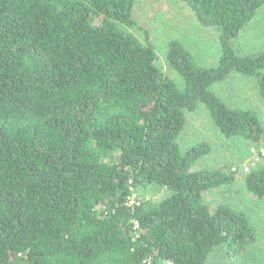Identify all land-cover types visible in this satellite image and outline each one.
I'll use <instances>...</instances> for the list:
<instances>
[{"label":"trees","instance_id":"1","mask_svg":"<svg viewBox=\"0 0 264 264\" xmlns=\"http://www.w3.org/2000/svg\"><path fill=\"white\" fill-rule=\"evenodd\" d=\"M175 1L214 33V64L176 39L159 59L135 0H0V264H205L255 243L247 213L207 200L239 167L197 168L210 144L181 142L202 105L264 150L259 112L215 90L245 77L264 100V52L234 47L264 0ZM256 159L242 182L264 201Z\"/></svg>","mask_w":264,"mask_h":264},{"label":"rangeland","instance_id":"2","mask_svg":"<svg viewBox=\"0 0 264 264\" xmlns=\"http://www.w3.org/2000/svg\"><path fill=\"white\" fill-rule=\"evenodd\" d=\"M134 19L147 30L159 59L169 40H179L201 64H214L219 54V44L214 33L199 28L189 10L175 0H135ZM142 33L136 36L140 38ZM240 55L264 52V5L254 20L234 44ZM168 74V68L164 66ZM228 105L254 109L264 123V100L245 77L232 76L215 89ZM200 141L211 146L208 156L197 162V168H221L227 165L239 167L234 185L222 187L207 196L211 206L223 204L248 214L256 230V241L240 252H230L225 246L217 248L205 264H264V201L250 197L243 187V176L257 161L259 150L239 140H227L213 126L204 106L194 113H186V126L181 145L189 148ZM242 172V173H241ZM155 194V192H153ZM135 198L139 197L134 194Z\"/></svg>","mask_w":264,"mask_h":264},{"label":"built area","instance_id":"3","mask_svg":"<svg viewBox=\"0 0 264 264\" xmlns=\"http://www.w3.org/2000/svg\"><path fill=\"white\" fill-rule=\"evenodd\" d=\"M259 153L261 154V156H264V150L261 149V150L259 151ZM257 160H258V159H257ZM126 205H128V206L139 205V200H138L137 198H135L134 194H132L131 196H129V197L127 198V203H126ZM134 225H135V228L138 227L136 222L134 223ZM168 264H169V263H168Z\"/></svg>","mask_w":264,"mask_h":264}]
</instances>
